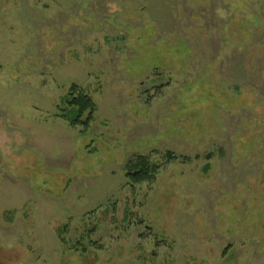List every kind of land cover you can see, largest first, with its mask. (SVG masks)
Returning a JSON list of instances; mask_svg holds the SVG:
<instances>
[{
  "label": "rangeland",
  "instance_id": "rangeland-1",
  "mask_svg": "<svg viewBox=\"0 0 264 264\" xmlns=\"http://www.w3.org/2000/svg\"><path fill=\"white\" fill-rule=\"evenodd\" d=\"M0 264H264V0H0Z\"/></svg>",
  "mask_w": 264,
  "mask_h": 264
},
{
  "label": "trees",
  "instance_id": "trees-1",
  "mask_svg": "<svg viewBox=\"0 0 264 264\" xmlns=\"http://www.w3.org/2000/svg\"><path fill=\"white\" fill-rule=\"evenodd\" d=\"M66 106H59L57 114L71 127L82 126L86 129L93 123L98 107L91 96L73 84L64 100ZM169 158H172L170 155ZM160 170L159 164H154L149 157L139 156L127 165V177L135 184L152 181Z\"/></svg>",
  "mask_w": 264,
  "mask_h": 264
}]
</instances>
